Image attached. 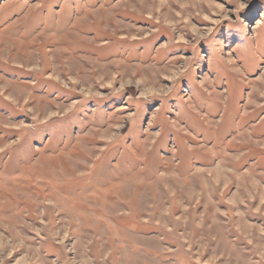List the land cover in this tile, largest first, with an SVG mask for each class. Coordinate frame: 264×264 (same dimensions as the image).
Here are the masks:
<instances>
[{
    "label": "rangeland",
    "instance_id": "rangeland-1",
    "mask_svg": "<svg viewBox=\"0 0 264 264\" xmlns=\"http://www.w3.org/2000/svg\"><path fill=\"white\" fill-rule=\"evenodd\" d=\"M172 1L0 0V264H264V0Z\"/></svg>",
    "mask_w": 264,
    "mask_h": 264
},
{
    "label": "bare ground",
    "instance_id": "bare-ground-1",
    "mask_svg": "<svg viewBox=\"0 0 264 264\" xmlns=\"http://www.w3.org/2000/svg\"><path fill=\"white\" fill-rule=\"evenodd\" d=\"M154 1V0H153ZM192 1V2H191ZM189 2H191V3H196L195 1H193V0H189ZM162 3V2H161ZM163 3H173V1L172 0H167V2H163ZM189 5L188 4H186L185 5V7H184V9L183 10H185V12H187L189 15H190V11H193L191 8H189L188 7ZM161 10L162 9H159V13L161 14L162 12H161ZM161 17L163 18V15H161ZM160 20V19H159ZM181 27V26H180ZM182 28V27H181ZM136 31H138V32H140V31H142L140 28H138V29H136ZM148 37V36H147ZM146 37V38H147ZM150 37V36H149ZM256 98H263V100H264V92H262V94L260 93L259 94V96L258 97H256Z\"/></svg>",
    "mask_w": 264,
    "mask_h": 264
}]
</instances>
